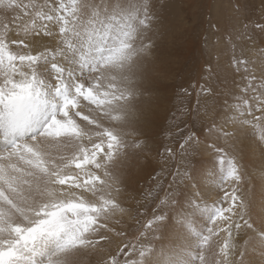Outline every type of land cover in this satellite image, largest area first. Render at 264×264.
I'll return each mask as SVG.
<instances>
[{"label":"snow or ice","instance_id":"1","mask_svg":"<svg viewBox=\"0 0 264 264\" xmlns=\"http://www.w3.org/2000/svg\"><path fill=\"white\" fill-rule=\"evenodd\" d=\"M3 4L4 0H0ZM6 6L22 10L37 7L15 0H7ZM77 7L79 0H69L68 4L50 9L55 15L36 12L38 17L61 25L60 43L66 48L58 45L52 53H13L0 34V264H35L38 251L42 253L40 264H70L76 251L93 243L88 234L105 227L100 220L108 206L114 205L105 198L110 185L95 172H86L87 178L81 181L78 175H66L65 169L71 164L81 172L90 165L101 168L97 156L104 151V139L107 138V163L114 150L123 146L122 138L98 120L83 116L89 125L102 129L90 132L73 115L81 116L77 109L83 97L105 116L125 120L120 104L130 99L132 92L122 80L103 73L101 65L120 68L136 55L128 41L141 36L142 29L148 26V14L144 8L141 18V9L136 8L131 17L121 22L114 15L105 20L94 13L95 23L90 21L76 32L75 38H70ZM44 34L52 35L50 27H45ZM60 57L78 65L80 75H75V69L67 70L65 75V67L58 62ZM85 72L95 81L89 87L81 82ZM46 76L53 77L56 83H49ZM93 136L99 142H93ZM61 143L72 154L54 158L50 149ZM227 163V176L239 179L234 162ZM76 190H81L79 195ZM85 193L98 201L86 199ZM230 198L234 204L240 200L235 190ZM239 207H243L241 202ZM244 225H248L247 220Z\"/></svg>","mask_w":264,"mask_h":264},{"label":"rangeland","instance_id":"2","mask_svg":"<svg viewBox=\"0 0 264 264\" xmlns=\"http://www.w3.org/2000/svg\"><path fill=\"white\" fill-rule=\"evenodd\" d=\"M85 1L79 0V7L75 9V18L72 24L73 30L69 33L70 38H75L76 32L82 31L83 26L87 25L91 21L90 19H96L93 15L94 13L100 19L105 20L108 16L114 15L123 22L122 20L125 17H131L133 11L142 6L139 15L142 18V9H147L148 26L142 29V34L138 40L139 45L142 47L143 44L144 47L149 49V52H153L152 48H155L156 52H167L172 57H174V54H179L172 63H165L163 66L164 69L172 70L171 74H174V79H170L169 74L163 76L160 73V82L169 86L172 85L173 90L168 92L171 95V100L168 102L167 109L163 115L165 117L159 121L155 129V134H157L155 139L157 141L146 147L139 142L143 139L147 141L149 135L138 134L141 137L135 143L137 146L134 147L142 149L137 153V157L143 154L141 158L153 159L156 164L154 182L150 184L151 186L146 190V193L137 198L138 215L133 213L132 215L134 216L131 218V222L135 226L137 225L134 232H139L138 235H140L148 228L146 219L151 222H161V224L165 222L163 217L166 214L164 213H169L170 204H175V190L184 187L183 180L193 173V168L199 163L200 157L198 159L193 157L197 154H194L195 151L191 152L193 147L197 149V145L204 144L210 149H214L216 142L211 138L214 135L216 138L221 137L218 141L228 140L226 137L233 136L232 133L234 132V128L228 125L230 120L231 124L233 122L246 124L252 130L256 129L257 125H264V120H262L264 114V0H115L110 3L96 0L94 2L91 1L92 4ZM15 2L22 5L32 3L37 6L36 8L29 7L25 9L26 13L22 10V14L19 15L17 22H15L17 30L25 40V43H22L25 46L29 35L48 36L44 34V30L49 21L43 19L40 26L37 21L39 17L36 15L33 20L36 22L34 27L31 22L23 30L18 25L20 20L26 14L36 13L37 11H42L47 15H55L50 9L55 8L59 4H68L69 0H15ZM83 2L85 3L83 4ZM6 4L7 0H4L3 6ZM13 24L14 22H7L0 28V34H3L9 50L20 54L38 55L41 53L23 51L22 48L15 46L18 45L17 43L13 44L11 42ZM50 26L52 35L61 38L62 34L59 32L61 25L51 22ZM133 26L135 27V24ZM145 32L150 34V37L144 38ZM133 39L131 38L128 41L129 48L134 43L132 42ZM56 42V46L59 45L61 48H66V45L61 44L60 41ZM22 44L19 45L22 46ZM184 51L186 53L189 51L188 56L183 57ZM68 55L70 56L71 54ZM58 59H60V64L63 66L70 63L63 57ZM102 67L105 66L101 65ZM110 67L112 66L107 68ZM41 72H43L42 68ZM127 73L128 71H126V77L129 78ZM75 75H80L77 65ZM183 77L186 79L181 83ZM81 82L85 84V87L95 83L94 80L89 79L87 72H85L84 79ZM125 84L129 85V82ZM128 88L132 93H141L140 90H137L135 83L133 87L129 85ZM147 95L152 96L154 93L149 92ZM253 99H255V104L254 108L251 109V104L248 101H253ZM82 101L85 103L83 105L85 112L90 108L97 109L96 105L84 100L83 97ZM126 104V102H122L123 107ZM223 112L224 116H219ZM233 114H236V116H233ZM238 114H246L250 118L238 119L241 116ZM112 115H117V113ZM83 116L87 115L84 113ZM89 118L93 119V117ZM94 119L101 124L110 126L127 125L124 121L112 119L111 116H95ZM84 122L88 124L87 121L84 120ZM136 128L137 126L133 127L130 132L137 137L138 131H133ZM114 132L118 131L114 130ZM136 137L131 138L136 139ZM201 138H203L202 142L200 141ZM105 139L107 141V138ZM131 141L128 136L122 138V143ZM104 144L107 146V142ZM220 145L225 147V145ZM147 148L154 149L149 154L150 156L147 154ZM105 149L104 147V151L99 154H105ZM129 150L130 148L122 146L120 156L126 154ZM114 155L115 150L112 158ZM212 156H218L217 159H220L217 160L218 162L228 158L222 151L215 150L206 157L209 159ZM111 160L110 162L108 161L110 166H112L114 161ZM228 160L231 159L228 158ZM103 162L105 163V159ZM70 166L76 169L75 164ZM90 167L97 169L94 166ZM97 170L99 171L100 168ZM224 170L225 168H223L222 172ZM90 171H93V169L90 168ZM178 171H180V176L182 174L181 178H179L181 182L174 184ZM81 174L84 176L85 173ZM78 176L83 181L82 175ZM220 178L226 181L225 178L223 179V175ZM150 179L153 181L152 177ZM167 183L170 184L166 186ZM173 184H178L179 186L177 185L176 189H173ZM135 211L137 209L133 210V212ZM209 220L210 218L207 215L206 221ZM124 229H126V226L117 227L120 232L117 233L115 231L116 236L125 239V232L122 231ZM93 236L96 238L95 240L89 239L93 243L81 248L86 250L98 249L105 241L102 228H99L97 232H93ZM198 236L201 237L202 233L198 234ZM204 238H206L205 233L199 241V245L200 242L203 243L202 240ZM131 244L130 240L125 239L119 244V247H112L109 255L102 261L104 262L103 264H137L139 255L143 253L140 250L142 242L139 240L136 244ZM232 247V243H226L223 246V248L228 250V253L219 254L222 262L230 260L227 255L231 256L233 254ZM86 255L87 253L83 256L82 253H79L80 258L82 256L86 259ZM36 257L35 264H40L41 257ZM197 259V263H195L201 264V258L198 257ZM98 264H101V259Z\"/></svg>","mask_w":264,"mask_h":264},{"label":"bare ground","instance_id":"3","mask_svg":"<svg viewBox=\"0 0 264 264\" xmlns=\"http://www.w3.org/2000/svg\"><path fill=\"white\" fill-rule=\"evenodd\" d=\"M86 1L92 4L91 1L94 2L96 0ZM101 1L103 3H110L115 0ZM6 5H0V28L7 22H14L11 42L15 40L25 43L15 23L19 15L22 14V9L8 8ZM23 12L26 13L25 9H23ZM35 18L36 13H28L20 20L18 25L25 30L32 22V26L34 27L36 22L33 20ZM142 18H144L143 15ZM90 20L95 21L94 19ZM37 21L41 26L43 18L39 17ZM122 21L124 22V19ZM50 23L48 22V25H46L51 27ZM146 37H150V34H146L145 32L144 38ZM134 39L132 41L134 43L131 42L130 50L136 52V55L130 61L120 68L115 66L101 68L103 73L115 76L122 80L123 83L129 82L130 87H133L135 83L137 90L141 91L140 94L138 92L132 93L130 99L123 101L127 103L124 107L122 103L120 104V110L125 113L126 118L124 122L127 125L110 126L102 124L105 128L118 131L116 134L119 137L128 136L132 140L131 142L122 143L126 148H130L129 153L127 152L120 156L121 147L116 149L115 155L112 158L114 161L112 166H110L108 165L110 161L107 164L103 162L107 152V146L104 144L106 148L105 154H99L97 157V161L102 164L99 171L90 167L91 165L86 166L83 172L71 166L65 169L66 175H82V179H86L87 177L81 173L90 171V168L93 169L95 173H98L96 174L97 176L107 181L110 185L105 190V198L114 201V205L108 206V212L100 220V223L105 225V227H102L105 237L103 244L98 249H79L70 257V264H98L100 259L101 264H103L104 262L102 261L109 255L111 248L114 246L119 247V244L125 239L130 240L132 244H136L139 240L142 242L140 250L143 251V255H139L137 264H196L198 257L202 260L201 264H264V125L261 124L252 130L246 124H237L235 122L231 124V120H228L230 122L228 125L234 128L233 136L226 137L228 140L223 139L218 141L221 137L216 138L214 135V137H211L216 142L214 149H210L204 144L197 145V149L193 147L191 152L195 151L194 154H197L193 157H197V159L200 157L199 163L193 168V173L183 180L184 187L175 190V193L173 192L175 194V204H170V210L167 209L169 213H164L166 214L165 218L163 217L165 222L161 224V222H151L146 219L148 228L146 226L147 229L140 235H138L139 232H134L137 225L135 226L131 222V218L134 216L132 215L133 213L138 215L137 198L146 193V190L150 188V184L154 182V170H156V164L153 159L141 158L143 154L137 157V153L142 149L134 148L137 146L135 143H137L136 141L140 139V135L142 134L149 136L147 141L143 139L139 142L141 145L148 147L157 141L155 139L157 135L155 134V129L159 121L165 117L163 115L167 109L168 102L171 100V95L168 92L173 90L172 85L169 86L160 82V73L163 76L169 74V78L173 80L174 74H171L172 70L164 69L163 66L165 63H172L179 55L177 53L172 57L167 52H156L155 48H152L153 52H149V49L144 47L143 44L144 50L140 51L139 38L137 40ZM56 41H60V38L53 35H29L27 36V47L23 44L22 46L19 44L15 46L22 48L23 51H47L50 53L57 48ZM188 52L184 51L183 57L188 56ZM58 62L61 63L60 59H58ZM64 67L66 69L65 75L69 69H75L76 72V64L68 63ZM77 69L80 71L78 65ZM126 71H128L129 78L126 77ZM45 78L53 85L56 83L53 77L46 76ZM185 79L183 77L181 83ZM105 83L107 82L105 81ZM100 90L104 91L106 89L102 88ZM149 92H153L154 95L148 96ZM248 102L251 104V109L254 108L255 99ZM83 105L85 103L82 101V97H80L77 110L81 112V116L77 117L73 115V119L82 128L90 130V132L102 130L97 129L95 125L86 124L82 117L84 113L93 118L95 116H104V112L95 108H90L85 112ZM222 115L224 116V112L219 116ZM233 116H236V114H233ZM248 117V115L242 114L238 119H247ZM262 120H264V114ZM132 126H137L136 129H133V131H138L137 137L130 132L133 128ZM138 134L140 135L138 136ZM131 137H136V139H132ZM200 141L202 142L203 138ZM93 142H99V139L93 136ZM106 142V139H104V143ZM85 144L87 147H91V144H88L87 140H85ZM220 144L225 145V147H222ZM213 150L222 151L226 157L234 162L236 168L235 175L239 179L227 176L228 158L218 162L217 160H220L217 159L218 156H212L209 159L206 157ZM50 151L52 156L57 159L60 156L72 154L65 149L62 143L59 145L53 144ZM153 151V148H147L148 156ZM223 168H225L224 172H222ZM179 172H177L174 179V184L181 182L179 178H181L182 174L180 176ZM221 175H223V179L225 178L226 181L220 178ZM151 177L153 181H151ZM169 184L167 183L166 186ZM174 184L172 188L176 189L178 184ZM233 190L240 197V200L236 201L235 204L230 198ZM76 191L77 195H79L81 190ZM85 198L98 201V198L93 197L91 193H85ZM240 202L243 205L242 208L239 207ZM230 207L232 210L227 211ZM134 209H137V211L133 212ZM207 215L210 218L209 221H206ZM245 220L248 221L247 226L244 225ZM122 224L126 226V229L122 230L125 232V239L117 237L115 233V231L117 233L120 232L117 230V227H124ZM236 225H240V227H236ZM200 233H202V236L205 233L206 238L199 245L198 243L202 239V236H198ZM88 239H96L93 236V232L88 234ZM226 243L233 244V254L231 256L226 254L230 259L227 260V262L230 261L229 263L225 259L222 262V258L219 256V254L224 255L228 253V250L223 248ZM79 253H82V256L87 253L86 259L82 256L80 258ZM36 256L41 257L42 253L38 251Z\"/></svg>","mask_w":264,"mask_h":264}]
</instances>
